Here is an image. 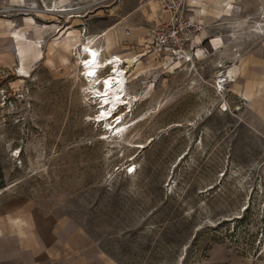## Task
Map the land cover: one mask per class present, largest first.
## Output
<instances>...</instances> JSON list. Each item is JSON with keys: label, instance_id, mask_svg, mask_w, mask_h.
<instances>
[{"label": "rangeland", "instance_id": "obj_1", "mask_svg": "<svg viewBox=\"0 0 264 264\" xmlns=\"http://www.w3.org/2000/svg\"><path fill=\"white\" fill-rule=\"evenodd\" d=\"M255 1L187 0L184 14L201 29L170 61L130 30L140 3L0 0L5 214L40 235L66 223L116 264H264V20ZM54 3L73 11H44ZM126 29L129 37L115 36ZM88 40L102 57L132 59L126 86L137 100L123 138L96 120L77 55Z\"/></svg>", "mask_w": 264, "mask_h": 264}, {"label": "crops", "instance_id": "obj_2", "mask_svg": "<svg viewBox=\"0 0 264 264\" xmlns=\"http://www.w3.org/2000/svg\"><path fill=\"white\" fill-rule=\"evenodd\" d=\"M115 1L126 4L140 3L135 8L140 15V20L136 22L139 24H136V27H130V30L132 28L137 36L145 37L150 41L149 31L155 24L165 18V15L161 12V2L159 0ZM58 2L67 3L64 1ZM254 3H261L264 19V0L255 1ZM118 32L119 34L117 31L115 32L116 37L124 35V31L118 30ZM106 33L107 31H104L103 35ZM259 33L263 34L264 32ZM213 45L215 46L214 41ZM156 54L161 56L157 51ZM262 54L264 55V47ZM235 67L236 65L225 70L226 75L230 68L234 69L235 73ZM246 93L244 99L251 101L253 92L246 91ZM5 213L0 207V264H116L99 250L93 242L86 240L79 230L73 229L70 232L66 223L56 225L57 230H55L53 224H49V227L45 228L44 233L40 235L37 224L30 222V220L23 223L20 218L8 217ZM55 231H60V234H55Z\"/></svg>", "mask_w": 264, "mask_h": 264}, {"label": "bare ground", "instance_id": "obj_3", "mask_svg": "<svg viewBox=\"0 0 264 264\" xmlns=\"http://www.w3.org/2000/svg\"><path fill=\"white\" fill-rule=\"evenodd\" d=\"M186 2L187 0H185ZM53 6V8H46L44 11L64 12L67 14L73 11H71L72 8L66 6L58 8L55 3ZM259 30H264V28L260 27ZM12 33L13 36L10 39L11 42H14L12 39L16 37V31L13 30ZM81 43L77 55L86 89L91 97L96 99V103L98 104V111L95 116L96 120L105 122L104 125L111 129L112 134L119 135L123 138L124 134L128 132L123 118L126 116V112L131 111L132 101L137 100L136 95L130 96L131 94L128 92L126 86L127 70L125 68L131 66L132 59L128 57L123 58L118 54H108L102 57L101 49L92 40ZM125 64L127 65L126 67L124 66ZM107 68V74L99 75L101 71ZM233 73L234 69L230 68L226 76H232ZM223 82H218L217 88L224 89ZM119 106H124L125 110L118 112L116 115L114 114V110ZM222 110L226 109L224 108ZM110 115V118L116 116V119L112 122L110 119H107ZM142 118L140 117L139 119ZM130 171L131 173H135V166H132Z\"/></svg>", "mask_w": 264, "mask_h": 264}, {"label": "built area", "instance_id": "obj_4", "mask_svg": "<svg viewBox=\"0 0 264 264\" xmlns=\"http://www.w3.org/2000/svg\"><path fill=\"white\" fill-rule=\"evenodd\" d=\"M159 1L162 5L161 12L165 18L149 31L150 44L154 50L170 61L179 60L194 31H199L201 26L191 23L184 14L185 0ZM124 35L129 37L130 30L126 29ZM220 80V82L225 81V79ZM127 174H132L130 167L127 169Z\"/></svg>", "mask_w": 264, "mask_h": 264}]
</instances>
